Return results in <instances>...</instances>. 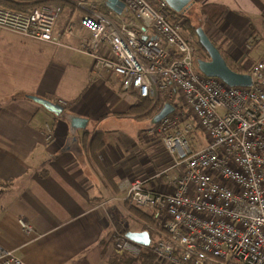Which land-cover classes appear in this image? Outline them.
<instances>
[{
  "label": "crops",
  "instance_id": "crops-1",
  "mask_svg": "<svg viewBox=\"0 0 264 264\" xmlns=\"http://www.w3.org/2000/svg\"><path fill=\"white\" fill-rule=\"evenodd\" d=\"M103 3H50L61 7L52 31L62 44L0 27V180L11 179L0 196V247L14 249L26 264H173L146 255L135 260L142 252L154 254L153 245L166 235L154 208H143L158 224L149 227L150 245H142L137 256H119L112 248L113 226L146 231L144 220L128 208L130 183L138 178L144 187L171 191L181 169L161 144L155 115L127 114L139 101L136 93L123 90L108 71L92 70V57L76 48L89 34L81 17ZM202 8L214 14L204 17L211 41L249 70L264 55L249 56L264 40V0H189L194 13ZM28 95L63 101V116ZM173 102L172 110L182 108L180 99ZM73 115L87 119L84 128H71ZM46 123L51 140L42 131ZM97 133L105 144L92 152L89 139ZM6 199L15 206L11 217ZM18 218L30 223L29 232Z\"/></svg>",
  "mask_w": 264,
  "mask_h": 264
},
{
  "label": "built area",
  "instance_id": "built-area-1",
  "mask_svg": "<svg viewBox=\"0 0 264 264\" xmlns=\"http://www.w3.org/2000/svg\"><path fill=\"white\" fill-rule=\"evenodd\" d=\"M121 1L128 18L97 9L81 17L89 34L76 48L92 57V70L113 74L139 99L181 100L183 110L167 113L155 128L172 166L181 169L173 189L152 190L137 178L126 196L159 212L166 235L153 245L155 257L173 264H264V55L246 72L250 86H228L198 70L191 37L165 0ZM60 9L0 7V27L62 44L52 31ZM42 131L51 140V124ZM197 131L207 141L193 148L188 135ZM17 222L31 230L25 219ZM111 239L116 255L141 253L142 245L118 226ZM0 264L26 263L14 249L0 247Z\"/></svg>",
  "mask_w": 264,
  "mask_h": 264
},
{
  "label": "trees",
  "instance_id": "trees-1",
  "mask_svg": "<svg viewBox=\"0 0 264 264\" xmlns=\"http://www.w3.org/2000/svg\"><path fill=\"white\" fill-rule=\"evenodd\" d=\"M59 0H0V7L2 8H7L10 9L12 11L15 12H28L31 11L32 9H34L35 7H38L40 5H47L53 2H58ZM62 1V0H61ZM103 2V1H102ZM97 10L105 15H108L110 17L114 16V14H112L110 12V10L103 4H99V6L97 7ZM188 10V7L180 12H176L173 11L171 9V12L173 14V16L175 17V19L182 21V28L185 30V32L187 33L188 37H192L194 38V44L196 45V49H195V53H194V59L196 61L197 58H202V59H208V54L206 53V51L204 50V48L200 45V43L198 42L197 39V35H196V28L190 21L189 17H186L185 13ZM200 11H202L201 9H199ZM197 18L201 20V17H199V13H195ZM219 50V52L221 53L222 57L224 58V60L226 61L227 65L234 71L239 72V73H244L247 72L248 70L239 65L238 63H236L232 57L225 53L221 47H219L216 43H213ZM168 104V105H172L174 102L173 101H165L163 96H158L157 98H142L139 99L138 103L131 106L128 111L127 114L128 115H134L137 118H146V117H151L156 115L161 108L163 107L162 104ZM162 106V107H161ZM61 117L63 116L62 114L60 115ZM156 124V123H155ZM105 144V140L102 134L97 133L95 135H93V137H91L89 139V146L88 148L92 151V152H96L97 150H99L100 148H102ZM11 179L8 180H0V192L3 193L5 191V188H7L9 186V181ZM0 193V194H1ZM131 211H133L137 217L140 219L144 220V223L142 225V229L146 230L148 232V235L151 234L150 232V226H155L158 224H156V215H149L146 214L145 211H143V208H140L134 204H131L128 207ZM124 232L127 231V229H124L123 227L121 228ZM164 230V229H162ZM150 238V235H149ZM146 248V247H144ZM147 256L149 258V261L153 260L155 255L152 254L151 252L149 253H145L142 252L139 256H137L135 258V260H139L142 256ZM113 260H118L119 258L115 255L113 256Z\"/></svg>",
  "mask_w": 264,
  "mask_h": 264
},
{
  "label": "water",
  "instance_id": "water-1",
  "mask_svg": "<svg viewBox=\"0 0 264 264\" xmlns=\"http://www.w3.org/2000/svg\"><path fill=\"white\" fill-rule=\"evenodd\" d=\"M104 5L114 14H121L124 8V3L121 0H102ZM173 11L180 12L184 10L188 4L189 0H165ZM196 35L198 42L204 48L208 54V59L197 58L196 65L198 70L210 77H216L224 82L228 86H250L251 76L244 72L239 73L232 70L222 57L218 48L213 44L211 39L202 29V27L196 28ZM30 99L44 106L47 110L51 111L55 115H60L63 111V106L57 102L51 101L49 99L38 97L35 95H28ZM172 110L171 105L167 103L163 105L161 110L155 115V120L159 121L164 115ZM87 119L80 116H71L69 118V123L71 128L78 129L84 128ZM126 237L131 241L138 243L140 245L148 246L150 245V240L147 231L138 232H126Z\"/></svg>",
  "mask_w": 264,
  "mask_h": 264
},
{
  "label": "rangeland",
  "instance_id": "rangeland-1",
  "mask_svg": "<svg viewBox=\"0 0 264 264\" xmlns=\"http://www.w3.org/2000/svg\"><path fill=\"white\" fill-rule=\"evenodd\" d=\"M151 4L155 3V0H149ZM202 11H200L199 9H196L195 12L199 13V17H201V20L197 18L196 14L194 13V10L192 9H188L185 13L186 17H189L191 23L195 26V27H202V29L205 31L207 28V24L204 20V17L207 19H212L214 18V14L213 13H206V8H202ZM204 13V14H203ZM176 20V19H175ZM177 21V20H176ZM183 34L187 37V33L185 32V30L182 28ZM193 44V46L196 48V45L194 44V38H189ZM264 53V40H259L258 43L254 44L253 47L249 50V56L252 59H256L258 58L260 55H262ZM179 110H183V108H179ZM66 116V114H64ZM87 130H89V128H87ZM189 141L192 144L193 148H197L198 146H201L202 144H205L207 141V138L205 136L204 133H201L199 131L197 132H192L188 135ZM1 193V192H0ZM3 193L0 194V196H2ZM12 196H14L13 193H10L8 195V198H11ZM5 202H8V199L5 200ZM11 202V201H10ZM10 202H8V204L6 205V216L11 217L14 211L15 206L11 205ZM1 208V212L4 210L3 206H0Z\"/></svg>",
  "mask_w": 264,
  "mask_h": 264
},
{
  "label": "flooded vegetation",
  "instance_id": "flooded-vegetation-1",
  "mask_svg": "<svg viewBox=\"0 0 264 264\" xmlns=\"http://www.w3.org/2000/svg\"><path fill=\"white\" fill-rule=\"evenodd\" d=\"M187 7H189V4H188V6H187ZM187 7H186V8H187ZM186 8H185V9H186ZM191 39H192V37H191ZM195 49H196V48H195ZM194 53H195V50H194Z\"/></svg>",
  "mask_w": 264,
  "mask_h": 264
}]
</instances>
